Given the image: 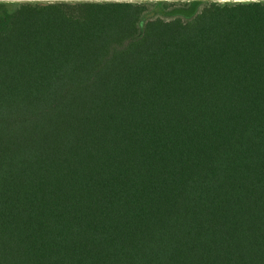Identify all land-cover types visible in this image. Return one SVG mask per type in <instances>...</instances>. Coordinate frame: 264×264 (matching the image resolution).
Listing matches in <instances>:
<instances>
[{
	"label": "trees",
	"instance_id": "16d2710c",
	"mask_svg": "<svg viewBox=\"0 0 264 264\" xmlns=\"http://www.w3.org/2000/svg\"><path fill=\"white\" fill-rule=\"evenodd\" d=\"M0 264H264V0H0Z\"/></svg>",
	"mask_w": 264,
	"mask_h": 264
},
{
	"label": "rangeland",
	"instance_id": "374dc122",
	"mask_svg": "<svg viewBox=\"0 0 264 264\" xmlns=\"http://www.w3.org/2000/svg\"><path fill=\"white\" fill-rule=\"evenodd\" d=\"M4 1H23V0H4ZM40 1H44V0H40ZM128 1H139V0H128ZM213 1L223 2V1H220V0H213Z\"/></svg>",
	"mask_w": 264,
	"mask_h": 264
},
{
	"label": "built area",
	"instance_id": "2783aa9c",
	"mask_svg": "<svg viewBox=\"0 0 264 264\" xmlns=\"http://www.w3.org/2000/svg\"><path fill=\"white\" fill-rule=\"evenodd\" d=\"M220 1H223L224 2V1H230V0H220Z\"/></svg>",
	"mask_w": 264,
	"mask_h": 264
}]
</instances>
